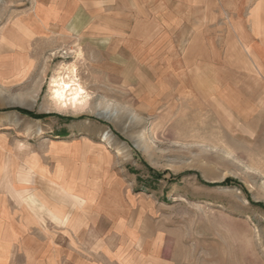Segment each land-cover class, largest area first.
<instances>
[{
  "label": "rangeland",
  "instance_id": "rangeland-1",
  "mask_svg": "<svg viewBox=\"0 0 264 264\" xmlns=\"http://www.w3.org/2000/svg\"><path fill=\"white\" fill-rule=\"evenodd\" d=\"M59 2L0 0V137L86 143L72 179L96 197L65 228L8 199L28 230H0V264H32L18 237L43 264H264V0ZM66 74L83 102L60 108Z\"/></svg>",
  "mask_w": 264,
  "mask_h": 264
},
{
  "label": "crops",
  "instance_id": "crops-1",
  "mask_svg": "<svg viewBox=\"0 0 264 264\" xmlns=\"http://www.w3.org/2000/svg\"><path fill=\"white\" fill-rule=\"evenodd\" d=\"M36 4L48 6L49 9H56L62 5L59 0H34ZM80 5L87 6L89 0H79ZM79 20V19H78ZM77 20V21H78ZM76 23V21L74 20ZM18 31L23 30L21 23H15ZM62 24L64 28L71 27L70 15L62 16ZM6 41L0 36V49H6ZM6 126V117L0 115V127ZM1 133V131H0ZM0 137V230L7 231L15 230L22 233V230H28L27 224L22 225L14 223L8 225L5 221L7 213V200L14 199L15 205L22 213V207H25L24 212L31 214V217L38 222V213L40 209H47L50 214L59 220L65 221L63 227L67 226L71 215V197H76L83 201V204L93 206V199L96 197L92 191L88 192L86 187V194L81 191L82 187L76 181L77 178L72 179V162L80 161L86 153V143L57 141L51 143L49 146V153H34L24 151L22 147L16 148L12 152L6 150V145L3 144ZM79 189V190H78ZM76 202L79 200L75 199ZM43 206L42 208H40ZM1 213L3 216H1ZM49 216V215H47ZM58 221V220H57ZM69 226V224H68ZM79 228V227H78ZM80 229V228H79ZM82 229V227H81ZM0 231V232H1ZM28 241V240H27ZM0 251H5L7 240L0 241ZM24 254L23 259L32 264H40V262H53L55 259L48 253L39 256V253H29L26 245L29 243H21L20 238L16 239ZM0 261L6 262V254L2 253ZM22 256V255H21Z\"/></svg>",
  "mask_w": 264,
  "mask_h": 264
},
{
  "label": "bare ground",
  "instance_id": "bare-ground-1",
  "mask_svg": "<svg viewBox=\"0 0 264 264\" xmlns=\"http://www.w3.org/2000/svg\"><path fill=\"white\" fill-rule=\"evenodd\" d=\"M61 76L62 75H60V78L58 80L52 82L53 87L51 86L52 87L51 96L54 102L60 108H67L76 105H81L83 101L80 93L81 90L77 85L78 83L76 84V82L72 78L68 77V75L66 78Z\"/></svg>",
  "mask_w": 264,
  "mask_h": 264
}]
</instances>
